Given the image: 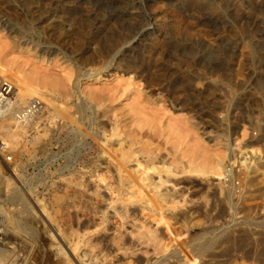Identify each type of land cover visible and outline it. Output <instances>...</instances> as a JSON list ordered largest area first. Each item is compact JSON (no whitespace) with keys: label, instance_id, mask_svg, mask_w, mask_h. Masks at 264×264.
I'll list each match as a JSON object with an SVG mask.
<instances>
[{"label":"rangeland","instance_id":"obj_1","mask_svg":"<svg viewBox=\"0 0 264 264\" xmlns=\"http://www.w3.org/2000/svg\"><path fill=\"white\" fill-rule=\"evenodd\" d=\"M120 2L127 0H0V58L12 68L8 74L30 75L42 89L66 88L67 94H55L69 115L52 116L54 108L37 99V124L6 138L9 148L0 142L2 173L29 202L35 229L25 235L27 241L5 232L3 246L21 264H82L84 252L95 264H149L165 256L166 262L156 264H189L196 258L198 264H264V163L257 172L243 163L251 155L243 153L250 144L264 157V0H153L139 9L141 17L114 19ZM147 15L164 23L167 34L140 56H131V66L115 63L125 68L111 69L116 77L83 80L111 61L114 49L148 22ZM3 18L19 31L4 29ZM42 45L56 52L42 55ZM76 78L83 80L90 110L77 109ZM112 115L123 136L145 125L141 139L149 146L185 156V210L166 216L161 226L151 225L162 240L159 246L139 245L130 225L122 228L116 251L100 242L103 232L84 236L102 222L109 203L105 192L93 193L98 183L92 181L91 165L101 163V153L108 151L102 142ZM79 130L91 132L93 139L87 140L92 150L78 156ZM228 143L235 159L229 157ZM10 154L13 162L7 160ZM215 155L224 159L219 180L203 168ZM102 166L98 173L104 179L109 175ZM4 191L0 180L1 204L13 216L15 205L6 199L11 192ZM42 199L46 208L38 202ZM166 222L173 235H160ZM13 227L19 229L18 223ZM78 241L83 242L80 250L75 249Z\"/></svg>","mask_w":264,"mask_h":264},{"label":"bare ground","instance_id":"obj_2","mask_svg":"<svg viewBox=\"0 0 264 264\" xmlns=\"http://www.w3.org/2000/svg\"><path fill=\"white\" fill-rule=\"evenodd\" d=\"M152 1L153 0H127L125 4L129 7L120 2L114 19L141 17L143 13H140L139 9ZM147 20L148 22H146V24L140 26L130 34L126 40L127 42L114 49L111 61L100 71L87 72L83 80H93L95 82L104 80V82H106V80L114 77V75L116 77L117 73H110L111 69L115 68L117 71L124 72L123 69L125 68L121 69L119 66L114 67L115 63L118 62L117 64L120 65V67L131 66V56H140L143 52L153 47L158 37L167 34V26L164 23H159L157 18L147 15ZM1 24L4 29H7L11 33L19 31L16 24L5 18L1 20ZM123 50H125L126 53L124 57L118 61L119 54L122 53ZM39 51L42 55L50 56L56 52V48L50 45H42ZM11 70L12 68L10 66L6 67L3 65L0 58V78H7V75L11 76L8 74ZM28 76L30 75H22L19 72L11 76L13 77L12 79L15 80L18 88V94H16L17 106L22 107L26 103L38 102L39 99H43L49 103L50 107L54 108L55 112L52 116H54V114L57 115V113L65 114L63 111H66V105L57 101L58 99L55 92L67 94V89H42ZM83 80L76 78L73 83V96L76 97L78 101L76 106L81 112L92 109V106H88L85 103L86 92L83 88ZM65 115L69 116L68 114ZM36 116L30 118L27 123L23 125L17 123L12 117L3 119L1 121L2 124L0 123L2 146L9 148V141H7L6 138L8 139L15 135H23L27 128H30L33 124H37ZM115 118L116 116L114 115L107 116L106 123L110 129L108 137H106L107 139L105 142H102V145L106 146L108 151H103L99 158L103 161H101V163H97L96 161L91 165L93 169L92 181L98 183L94 186L93 193L97 196H102V193L105 192L109 203L105 210L102 211L104 214L102 222L95 224L93 231L88 234L86 233L84 236L86 237L87 235H95L103 232L104 236L101 238L100 242H104L103 244L107 248L116 251L119 250L122 241V228L130 225V227H132L130 234L136 236L139 245L151 244L159 246L162 240L159 238L157 228L153 229L151 225L161 226L166 216H177L185 210V156L174 155L170 151L164 153L162 149L149 146V141L141 139L145 125L138 124V132L133 136L129 134V137L126 135L123 136L124 133L119 129ZM91 121L92 119L90 118L89 122L91 123ZM79 133L82 139L79 144L81 149L80 152L78 151V156L81 152L86 155L88 154V150H92L87 140L88 138L93 139V135L91 132L86 133L82 130H79ZM212 140H214V138H211V141ZM227 145L228 147H226V149L228 150L229 157L235 159L237 156H235L234 147L230 143ZM248 146L249 147L243 151V153L246 155L249 152L251 155H246L247 157H245L243 163L247 164L249 169L257 172V167L264 163V157H261L258 152L254 151L251 144ZM223 164L224 159H222L220 155L209 156L203 162V168H208V173H211L213 179L219 180L221 177L220 173L223 170ZM101 166L106 169L109 177L102 179V175L98 173ZM66 168L68 169V167ZM0 180L5 186L4 193L11 192L7 195L6 199L8 202H12L15 205V214L9 216L7 209L1 204L2 201H0V213L5 218L4 230L5 232H13L23 238L24 241H27L28 239L25 235H27L28 231L35 230L31 225V219L33 217L31 206L23 196L22 191L14 186L11 179L3 175L1 167ZM209 186L212 187V184H209ZM213 189L216 190L215 187H213ZM29 190L32 191V193L35 192L32 188ZM38 202L41 203L43 208H46L43 199L38 200ZM14 221L18 223L19 229L13 227ZM101 225L106 227L102 228ZM56 228L60 233L59 235L62 236L63 241L71 247L72 240L68 234L61 229L60 223L56 222ZM159 232L160 235H173V228L171 224L166 222L164 228ZM117 234L119 236H117ZM213 241L214 238H211L208 243H212ZM81 243L83 242L78 241L76 243V250L81 249ZM14 248L15 247L12 246L10 249L13 250ZM58 251L62 252L63 250L59 247ZM0 252L3 254L5 261L13 257L11 256L13 251L1 248ZM171 257H176V254ZM181 257L182 255L178 254L177 259L187 263V258ZM163 258L165 261H157L166 262L168 260L166 256ZM80 261L82 264H95V262L90 259V255L87 252L82 253ZM157 261L148 263L156 264ZM107 262L112 264L111 260ZM188 263L198 264L199 261L196 258Z\"/></svg>","mask_w":264,"mask_h":264},{"label":"built area","instance_id":"obj_3","mask_svg":"<svg viewBox=\"0 0 264 264\" xmlns=\"http://www.w3.org/2000/svg\"><path fill=\"white\" fill-rule=\"evenodd\" d=\"M16 88L14 87V83L9 78H1L0 80V123L3 119H8L13 117L17 123L19 124H26L27 121L35 117L36 114L40 112L41 103L32 102L27 104L26 106L23 105L22 107L17 106L16 101ZM0 142L2 145V139L0 138ZM9 162H13V155L7 157ZM4 217L0 213V249L5 243L6 236H5V223ZM2 248L5 249L3 246ZM0 264H21V260L16 259L14 256L8 259L7 261L4 260L3 254L0 252Z\"/></svg>","mask_w":264,"mask_h":264}]
</instances>
